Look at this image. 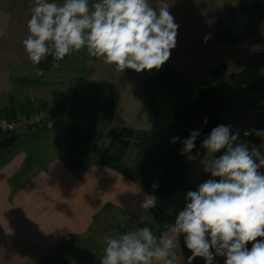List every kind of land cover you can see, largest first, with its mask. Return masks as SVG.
I'll use <instances>...</instances> for the list:
<instances>
[{
    "label": "clouds",
    "instance_id": "clouds-1",
    "mask_svg": "<svg viewBox=\"0 0 264 264\" xmlns=\"http://www.w3.org/2000/svg\"><path fill=\"white\" fill-rule=\"evenodd\" d=\"M30 12L22 45L34 67L51 55L52 67L59 68L66 56L86 49L117 72H150L160 70L177 46L179 24L164 0H158V6L150 0H34ZM209 38L205 36V42ZM43 75L36 67L35 77ZM250 134L264 139V130L243 133ZM200 135L198 130L190 132L181 155L193 158ZM201 148L205 151L200 163L211 178L187 191L174 223L165 222L157 236L148 226L157 198L145 194V214L137 222L145 226L134 224L122 234L106 235L100 264H177L181 236L191 253L187 264L196 258L213 264L216 257H224V264H264V154L255 146L250 150L239 132L226 125L214 127Z\"/></svg>",
    "mask_w": 264,
    "mask_h": 264
},
{
    "label": "crops",
    "instance_id": "crops-1",
    "mask_svg": "<svg viewBox=\"0 0 264 264\" xmlns=\"http://www.w3.org/2000/svg\"><path fill=\"white\" fill-rule=\"evenodd\" d=\"M13 1L19 2L0 0V56L9 60L0 67L1 115L11 105L29 101L16 98L15 85L12 84L15 83L16 88L19 84H26L22 81L24 78L15 76L20 63L14 58L19 55L12 45L17 27L13 26V22L15 25L17 22L10 10L16 7ZM240 1L164 0L175 22L179 24V29L177 46L163 67L179 69L190 78L193 86L204 83L221 90L224 87L233 93L238 92L239 89L231 84L229 75L242 71L251 54L264 53V22L253 37L236 44L218 45L214 40V30L216 20ZM150 3L158 6V0H150ZM205 36L210 37L206 42ZM221 64L225 65V69H219L213 74L212 69ZM261 91L260 87L245 90L250 95L257 92L258 96ZM259 100L263 102L264 97ZM249 107L259 108L260 111L252 115L254 122L247 128L264 130V107ZM262 145L264 139L256 136L255 147L264 154ZM5 152L11 154V157L0 166V264H34L63 237L87 234L95 223V216L101 214L107 206L133 218L145 214L141 202L145 194H150L121 173L97 163V158L90 159L91 154L87 158V167L69 169L57 158L55 150L44 167L35 170L24 183H20V179L26 176L21 171L28 154L17 148ZM197 155L198 152L192 159L185 161L183 174L188 163ZM260 172L264 173V168ZM185 189L183 182L182 188L157 199L162 209L161 215L168 214L166 198ZM177 206L180 207V204ZM172 223L174 221L169 224ZM163 228L161 226V231ZM184 247L181 236L176 249L177 264H187Z\"/></svg>",
    "mask_w": 264,
    "mask_h": 264
},
{
    "label": "trees",
    "instance_id": "trees-1",
    "mask_svg": "<svg viewBox=\"0 0 264 264\" xmlns=\"http://www.w3.org/2000/svg\"><path fill=\"white\" fill-rule=\"evenodd\" d=\"M263 22L264 0H242L216 20L214 40L218 45L248 40L255 35ZM52 61L53 57L49 55L40 67L48 70L52 67ZM219 69H225V65L221 64L211 72L214 74ZM263 70L264 53L251 54L245 68L231 73L229 80L239 90L260 87L264 92ZM22 81L29 85L34 84L33 80ZM143 90L148 96L146 112L151 128L130 129L127 135L134 140L137 157H129L126 148L116 150L113 136L99 158V163L121 173L147 193L160 199L183 187L182 174L185 161L189 158L181 155L182 141L192 130L201 132L196 140V148L190 154L194 157L202 149L201 142L211 130L223 125L221 117L227 97L214 85L201 83L199 86H193L190 78L175 67L149 75L143 82ZM46 107L47 103L43 101H40L38 108L32 101H27L20 105H11L4 115L14 119L19 115L44 110ZM115 114L116 97L112 83L89 82L83 77L78 78L73 87L65 126L54 139L57 158L69 169L87 167L93 139L103 124L113 123ZM5 135L0 133V139ZM15 135L14 146L17 145L18 138L23 137L20 133ZM176 136L180 139L175 144L171 143V139ZM13 148L5 150L10 151ZM33 163L34 156L27 155L21 173L26 175L32 169ZM154 184L157 185L155 189ZM160 209L157 204L149 213ZM118 228L122 233L125 232L120 226ZM248 247L250 248L251 244ZM184 250L186 253L187 248L184 247ZM44 258L43 260H46V257ZM192 264H205V261L198 258Z\"/></svg>",
    "mask_w": 264,
    "mask_h": 264
},
{
    "label": "rangeland",
    "instance_id": "rangeland-1",
    "mask_svg": "<svg viewBox=\"0 0 264 264\" xmlns=\"http://www.w3.org/2000/svg\"><path fill=\"white\" fill-rule=\"evenodd\" d=\"M18 1L17 3L13 1V5L16 4V7H11L10 9L13 11L14 19L17 22V25L13 22V26L17 27L14 32L12 45H14L16 53L19 55L14 58H17L20 66L15 71V76L33 80L34 84H19L16 88L17 85L12 83L15 85L16 98L21 101H33L37 108L40 105V101L50 104V106L48 105L49 107L47 106L44 109L49 116L47 121L39 127L21 131L20 134L23 137L18 138L16 146H12L18 150H25L28 155L32 154L34 156L32 169L19 182L24 183L35 170L44 167L55 152L53 142L65 126L73 87L76 80L80 77L85 78L89 82L107 81L115 87L116 114L114 121L111 124H103L99 128L92 141L90 159L97 158V163H99V158L113 136L115 137L116 150L126 148L129 157L136 158L137 149L134 146V140L127 135H129L130 129L148 130L151 128L146 112L148 96L143 90V82L149 75L159 70L153 69L150 72L145 70L141 73H136L133 70L126 69L123 73H120L115 70L114 66L106 65L101 60L90 57L85 49L66 56L59 68L43 69L44 75L37 78L35 77V71L36 67L41 68L40 65L34 67L27 55H22L26 54L22 41L28 35L27 21L30 19V9L34 0ZM56 2L62 4L63 0H56ZM48 57L43 61H46ZM6 61L9 60L4 56H0V67ZM163 69L165 68L162 67L160 70ZM223 88L222 90L228 102L225 103L221 117L222 123L223 125L231 126L233 133L239 132L240 140L247 142L251 150L255 146L256 136L255 134H250L245 137L243 133L246 130H251L247 126L254 122L252 115L260 111V109H249V106L262 105L264 107V101L259 102L261 101L259 99L262 96L264 97V92L261 91L262 96L260 94L258 96L257 92L250 95L245 90H237L238 92L233 93ZM122 129L125 131H121ZM24 137L27 139L25 140ZM5 149H0V166L11 157V154L5 152ZM204 151V149L198 151V155L188 163V168L182 175L186 189L182 190V192H177V194H171L166 198L165 205L168 209V214L165 216L161 215L162 209L158 210L159 212L152 211L151 214L149 213L152 225L149 223L148 226L152 228L157 236L161 231V226L164 227L165 222L174 221L176 213L184 207L187 191L196 190L197 185L211 178L210 174L203 171V165L200 163L204 156ZM221 154L222 152L216 155L219 156ZM177 204H180V207ZM159 220H162V222H159ZM138 221L139 218L127 216L121 210L111 206L106 207L101 214L97 215L95 223L87 234H70L63 237L59 243L51 247L34 264H100L98 258L103 254L104 237L117 233L122 234L118 226L125 231L131 230L134 224L140 227L145 226L138 224ZM44 257H46V260H43L45 259Z\"/></svg>",
    "mask_w": 264,
    "mask_h": 264
},
{
    "label": "built area",
    "instance_id": "built-area-1",
    "mask_svg": "<svg viewBox=\"0 0 264 264\" xmlns=\"http://www.w3.org/2000/svg\"><path fill=\"white\" fill-rule=\"evenodd\" d=\"M48 117V113L42 109L28 115H19L14 119L0 114V133H19L25 129L39 127L47 121ZM213 264H224V257H216Z\"/></svg>",
    "mask_w": 264,
    "mask_h": 264
},
{
    "label": "water",
    "instance_id": "water-1",
    "mask_svg": "<svg viewBox=\"0 0 264 264\" xmlns=\"http://www.w3.org/2000/svg\"><path fill=\"white\" fill-rule=\"evenodd\" d=\"M15 143H16V135H14V134L8 135V136L0 139V149L10 148V147L14 146ZM186 255L188 257L191 255V253L188 249L186 251ZM196 259H198V258H196Z\"/></svg>",
    "mask_w": 264,
    "mask_h": 264
}]
</instances>
